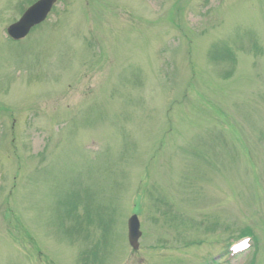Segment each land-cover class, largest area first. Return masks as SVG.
<instances>
[{"label": "rangeland", "instance_id": "1", "mask_svg": "<svg viewBox=\"0 0 264 264\" xmlns=\"http://www.w3.org/2000/svg\"><path fill=\"white\" fill-rule=\"evenodd\" d=\"M32 1L0 0V264H224L246 227L226 264H264V0H57L9 39Z\"/></svg>", "mask_w": 264, "mask_h": 264}, {"label": "water", "instance_id": "2", "mask_svg": "<svg viewBox=\"0 0 264 264\" xmlns=\"http://www.w3.org/2000/svg\"><path fill=\"white\" fill-rule=\"evenodd\" d=\"M55 0H38L27 9L21 19L11 25L8 32L11 36L18 38L23 36L34 24L42 21L52 7ZM139 222L135 215L128 220V240L133 248H138L140 237Z\"/></svg>", "mask_w": 264, "mask_h": 264}, {"label": "trees", "instance_id": "3", "mask_svg": "<svg viewBox=\"0 0 264 264\" xmlns=\"http://www.w3.org/2000/svg\"><path fill=\"white\" fill-rule=\"evenodd\" d=\"M213 50H215V49H212V50H211V57H212L214 60H216V56L213 54ZM226 51H227V52H230L229 49H226Z\"/></svg>", "mask_w": 264, "mask_h": 264}]
</instances>
